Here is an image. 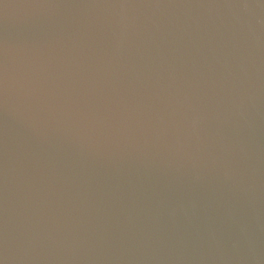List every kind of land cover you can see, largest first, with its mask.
Here are the masks:
<instances>
[{"label":"water","instance_id":"water-1","mask_svg":"<svg viewBox=\"0 0 264 264\" xmlns=\"http://www.w3.org/2000/svg\"><path fill=\"white\" fill-rule=\"evenodd\" d=\"M0 264H264V0H0Z\"/></svg>","mask_w":264,"mask_h":264}]
</instances>
